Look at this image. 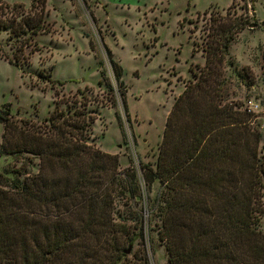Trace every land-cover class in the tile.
Listing matches in <instances>:
<instances>
[{"label": "trees", "instance_id": "obj_1", "mask_svg": "<svg viewBox=\"0 0 264 264\" xmlns=\"http://www.w3.org/2000/svg\"><path fill=\"white\" fill-rule=\"evenodd\" d=\"M44 4L33 0L32 12L22 14L21 4L4 9L8 5L0 3V34L14 40L12 58L5 56L11 63L23 64L19 55L45 31ZM245 27L240 19L214 29L204 66L191 69L193 80L175 99L156 160L140 162L139 169L122 172L119 155L90 143L96 121L91 101H64L65 108L56 105L43 121L17 119L8 105L0 108V156L33 155L39 167L19 171L24 177L9 186L0 184V264H150L144 215L128 203L140 196L141 180L150 191L158 185L148 198L149 223L165 246L167 264H264V106L252 100L259 104L254 111L249 101L231 100L225 70L236 66L229 51ZM110 63L130 122L123 68L112 57ZM99 84L116 106V86L104 71ZM116 116L124 132L122 113ZM122 201L127 209L121 213Z\"/></svg>", "mask_w": 264, "mask_h": 264}, {"label": "rangeland", "instance_id": "obj_2", "mask_svg": "<svg viewBox=\"0 0 264 264\" xmlns=\"http://www.w3.org/2000/svg\"><path fill=\"white\" fill-rule=\"evenodd\" d=\"M0 3L8 5L4 9L21 4L22 14L32 12L33 0ZM43 18L45 31L19 55L23 64L5 58H12L14 40L6 31L0 34V108L8 105L17 119L43 121L56 105L65 108L73 99L91 101L88 108L96 111V121L90 143L119 155L122 172L156 160L175 99L185 82L193 80L191 69L204 66V49L216 27H226L234 20L246 22L229 51L236 66L225 69L228 90L231 100H257L264 106V0H45ZM110 57L123 68L130 122ZM102 71L116 86V106L106 87L99 84ZM237 72L253 81L250 87ZM117 110L122 113L124 132ZM3 131L0 122V145ZM262 133L259 155L264 160V129ZM38 169V158L33 155L0 156V184L9 186L24 177L19 171L36 173ZM157 189L158 185L148 190L141 180L140 196L128 203L144 215V247L150 264H167L165 246L149 223L148 198ZM124 203L118 205L121 213L127 209ZM260 203L264 211V189ZM259 220L264 233V214ZM129 223L133 231L138 226L134 219ZM133 246L135 252L139 245Z\"/></svg>", "mask_w": 264, "mask_h": 264}, {"label": "built area", "instance_id": "obj_3", "mask_svg": "<svg viewBox=\"0 0 264 264\" xmlns=\"http://www.w3.org/2000/svg\"><path fill=\"white\" fill-rule=\"evenodd\" d=\"M248 107H249L251 110L259 111V104L255 103V102L252 101V100L248 102ZM262 127H264V119H263Z\"/></svg>", "mask_w": 264, "mask_h": 264}, {"label": "water", "instance_id": "obj_4", "mask_svg": "<svg viewBox=\"0 0 264 264\" xmlns=\"http://www.w3.org/2000/svg\"><path fill=\"white\" fill-rule=\"evenodd\" d=\"M252 26H256V24L255 25H252ZM130 251H131V248H129L128 250H126L127 253H130Z\"/></svg>", "mask_w": 264, "mask_h": 264}]
</instances>
